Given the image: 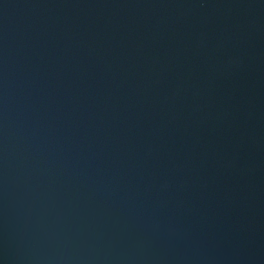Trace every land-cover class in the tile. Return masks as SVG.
<instances>
[{
  "label": "water",
  "instance_id": "obj_1",
  "mask_svg": "<svg viewBox=\"0 0 264 264\" xmlns=\"http://www.w3.org/2000/svg\"><path fill=\"white\" fill-rule=\"evenodd\" d=\"M0 264H264V0H0Z\"/></svg>",
  "mask_w": 264,
  "mask_h": 264
}]
</instances>
